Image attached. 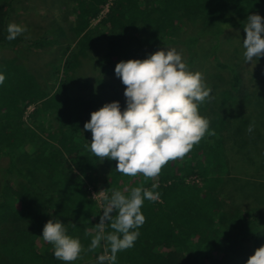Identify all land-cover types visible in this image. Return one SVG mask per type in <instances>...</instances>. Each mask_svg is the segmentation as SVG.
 I'll return each mask as SVG.
<instances>
[{"label": "trees", "instance_id": "trees-1", "mask_svg": "<svg viewBox=\"0 0 264 264\" xmlns=\"http://www.w3.org/2000/svg\"><path fill=\"white\" fill-rule=\"evenodd\" d=\"M74 4L76 23L70 30L75 44L55 68V86L44 89L17 56L0 59L5 76L0 84V159L5 160L0 169V264H63L53 257L52 248H37L41 228L51 217L64 222L67 233L80 240L82 252L71 264H96L103 249L88 251V246L102 210L88 184L99 181L101 170L108 194L158 184V199L145 200L141 208L145 221L137 240L116 254L115 264H244L253 249L264 244V212L229 209L219 196L225 194L230 177L226 145L238 131L234 122L240 117L249 124L252 117L247 110L239 114V106L250 104L254 114L264 95L244 89L237 65L220 61L218 50L227 30L243 31L248 14L264 17V0H74ZM12 11L13 0H0V51L16 52L22 44L42 48L55 41L49 31L32 39L19 35L5 40ZM185 24L198 27L188 33ZM56 31L62 34L60 27ZM101 40L104 50L95 63L107 75H114L119 60L143 59L170 44L185 47L184 61L190 68L204 41L209 58L229 73L217 103L205 115L212 134H205L183 159L169 161L157 177L122 175L115 170V160L99 159L87 148L91 137L83 123L105 102L86 96L88 81L78 80L75 72L93 43ZM115 77L107 102L121 103L123 84ZM207 106L203 102L198 108ZM9 176L16 185L5 182ZM105 231H110L107 224Z\"/></svg>", "mask_w": 264, "mask_h": 264}, {"label": "clouds", "instance_id": "clouds-1", "mask_svg": "<svg viewBox=\"0 0 264 264\" xmlns=\"http://www.w3.org/2000/svg\"><path fill=\"white\" fill-rule=\"evenodd\" d=\"M5 40L11 41L27 31L26 26L10 22ZM241 40L244 62L264 55V17L247 15ZM114 75L125 86V106L118 101L103 103L89 113L83 129L90 132L88 150L97 158L115 160V170L122 175L157 177L169 161L183 159L205 134L211 135L209 121L198 111L211 89L199 71H192L175 48L157 49L143 59L119 60ZM5 76L0 72V84ZM249 123L245 131L251 133ZM157 183L150 187H132L125 194L113 189L105 193L103 206L88 251L103 249L96 264H115L116 254L133 247L145 217L141 208L158 199ZM114 213V215H113ZM107 224L110 231H105ZM52 246V255L63 264H71L82 252L78 237L67 233L64 222L51 217L39 235ZM244 264H264V244L254 248Z\"/></svg>", "mask_w": 264, "mask_h": 264}, {"label": "rangeland", "instance_id": "rangeland-1", "mask_svg": "<svg viewBox=\"0 0 264 264\" xmlns=\"http://www.w3.org/2000/svg\"><path fill=\"white\" fill-rule=\"evenodd\" d=\"M75 12L74 0H13V11L8 23L15 22L27 27V31L22 33L21 37L25 40L32 39L41 32L49 31L53 34L50 37L55 41L42 48L28 47L26 44H22L19 45L16 52L4 49L0 51V59L17 56L20 62L24 63L27 69L35 75L44 89L48 90L51 86H55L57 82L55 68L60 67L69 46L75 44V36L70 30V27L76 23ZM99 18L93 20L92 25H95ZM58 27L62 29V34L57 33ZM195 27H198L197 24ZM193 28L190 24H185L183 30L186 29V32L189 33ZM243 36L244 31L227 30L221 37L218 58L224 63L237 65L245 85L244 89L247 91L258 90L264 95V55H261L256 61L253 58L252 62H244L241 47ZM207 43L204 41L197 59L189 68L192 71L201 72L206 85L211 89L210 96L205 101L208 104L207 108H198L202 116L210 112L208 107L217 103L216 97H218L219 91L226 87V81L229 78L227 70L221 69L209 58V51L206 50L207 47L206 49L204 47ZM104 46V40L94 42L85 57L81 58L80 65L75 72V77L78 80L86 79L88 81L87 89L84 92L86 96L88 95L99 102H107L110 99L112 95L110 87L116 81L114 75H107L101 71L98 65L96 66L95 61L103 52ZM166 47L179 51L183 60L186 57V49L182 44H170L157 49ZM124 87V85L120 87L122 99L119 104L121 109L125 106ZM46 98L47 96L44 100ZM239 107V114H241V110L251 112L252 117L249 120L254 127L249 133L245 131L249 125L246 124V120L239 117L238 121L234 122L238 131L235 132L234 139L229 142V145H226L230 177L227 179L225 194L220 195L219 198L226 199L224 204L229 209L250 210L252 207L261 214L264 212V102L255 107L254 114L256 115L253 114L248 103ZM32 109V105L26 109L25 118ZM4 161V159H0V169ZM103 174V170H101L99 181L95 185L88 184L93 198L101 208L103 206L101 197L106 193V187L101 180ZM5 182L16 185V179L12 176L6 177ZM43 247L52 248L50 244L39 237L37 248Z\"/></svg>", "mask_w": 264, "mask_h": 264}, {"label": "built area", "instance_id": "built-area-1", "mask_svg": "<svg viewBox=\"0 0 264 264\" xmlns=\"http://www.w3.org/2000/svg\"><path fill=\"white\" fill-rule=\"evenodd\" d=\"M107 6H108V4L107 5H105V7H104V10L102 11V13L101 14H103L106 10H107ZM101 16V15H100Z\"/></svg>", "mask_w": 264, "mask_h": 264}]
</instances>
